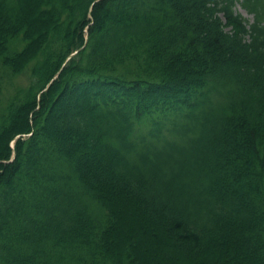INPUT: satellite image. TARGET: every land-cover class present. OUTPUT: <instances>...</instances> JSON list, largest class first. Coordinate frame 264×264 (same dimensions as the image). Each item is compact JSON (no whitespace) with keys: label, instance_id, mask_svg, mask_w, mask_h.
Instances as JSON below:
<instances>
[{"label":"trees","instance_id":"16d2710c","mask_svg":"<svg viewBox=\"0 0 264 264\" xmlns=\"http://www.w3.org/2000/svg\"><path fill=\"white\" fill-rule=\"evenodd\" d=\"M0 95V264H264V0H0Z\"/></svg>","mask_w":264,"mask_h":264},{"label":"rangeland","instance_id":"374dc122","mask_svg":"<svg viewBox=\"0 0 264 264\" xmlns=\"http://www.w3.org/2000/svg\"><path fill=\"white\" fill-rule=\"evenodd\" d=\"M235 10L240 12L243 17L248 19V21L252 20V16L248 14L239 4L235 6ZM3 78V91L1 92L2 95L7 94L13 90L17 85L25 84L27 82V79H25V75H17V76H7ZM1 96V95H0ZM1 98V97H0ZM14 141V140H13ZM13 141L11 142V146H13ZM126 206V204H124Z\"/></svg>","mask_w":264,"mask_h":264}]
</instances>
